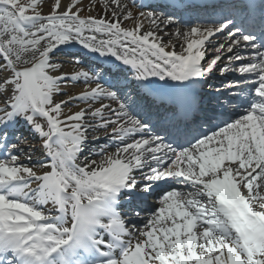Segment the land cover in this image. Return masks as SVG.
Here are the masks:
<instances>
[{"label":"snow or ice","instance_id":"6c2138e0","mask_svg":"<svg viewBox=\"0 0 264 264\" xmlns=\"http://www.w3.org/2000/svg\"><path fill=\"white\" fill-rule=\"evenodd\" d=\"M80 5L81 0H0V156L7 157L0 159V264H264V0L259 34L256 17L248 23L254 6L245 4L239 24L226 15L182 33L176 29L174 35L183 40L180 52L174 46L167 50L171 41L163 44L157 31L142 32L144 19L159 29L174 23L172 15L161 19L152 11L139 12L134 25L124 27L133 12L120 0H103L105 15L99 17L81 16ZM95 6L90 0L89 8ZM218 36L224 39L215 41L205 66L207 45ZM73 43L130 65L137 79L179 82L174 87L182 91L172 101L178 108L218 62L225 61L222 75L238 63L241 79L229 87L251 91L229 99L246 107L238 118L214 125L177 150L138 118L126 97L100 83L108 81L91 63L71 75L60 72L52 55ZM81 78L84 90L56 99L62 82ZM101 98L117 107L101 103L65 112L72 101ZM88 116L99 119L97 128H111L105 137L116 147L108 152L94 145L81 161L93 127ZM21 122L38 134L46 162L33 163L29 155L25 163L13 154L20 149L9 143L10 133ZM160 181L171 190H162L146 223L127 219L122 204L143 200Z\"/></svg>","mask_w":264,"mask_h":264},{"label":"bare ground","instance_id":"6f19581e","mask_svg":"<svg viewBox=\"0 0 264 264\" xmlns=\"http://www.w3.org/2000/svg\"><path fill=\"white\" fill-rule=\"evenodd\" d=\"M120 2H121V4H123V5H125L126 7H127V9H129V10H131L132 12H133V19H130V20H123L122 21V24H123V26L124 27H132L133 25H134V21H135V17H136V15L139 13V12H145V13H147V12H149V11H152V12H155L156 14L157 13H159V14H167V12H164V10L162 11V9H165V10H167V11H170L172 14H178V12H176V13H173V10L174 9H172V8H169V6H167L166 4V6L165 5H161L162 7H164V8H162V9H155V10H153L152 8H150V4L152 3V1L151 0H146V2H143V4L146 6V8H145V10H138L136 7H131V5H129L128 4V1H126V0H120ZM63 3L64 4H67L68 3V0H63ZM102 3H103V0H96V6L94 7V8H92V9H90L89 8V4H90V0H81V7H82V11L80 12L81 13V15L82 16H85V15H89V14H91V15H95V16H101V15H105V10L101 7V5H102ZM136 3L137 4H140L141 3V1L140 0H137L136 1ZM154 5H156L157 3L156 2H154L153 3ZM158 5V4H157ZM241 9H242V6L240 5V4H238V3H236V2H232L231 0H222V2L221 3H218L217 1H215V0H210L209 1V6L208 7H206V8H204V9H200V8H191L190 10H189V12L192 14L191 16L192 17H202L203 15H208L209 17L210 16H217V17H223V16H232V17H234L235 19H236V21H237V23L239 24L240 23V21L242 20V19H244V17H245V13L244 12H242L241 11ZM117 11H119V9H117ZM176 11V10H175ZM183 11H185V9L183 8ZM169 13V12H168ZM171 13H169V14H171ZM108 15H110V12L109 13H107ZM160 16V15H159ZM160 18H162V17H160ZM190 20V19H189ZM201 20H203L202 18L201 19H198V20H194L195 21V23L194 24H202V23H199V22H201ZM248 23L250 24V23H253V20H250L249 18H248ZM174 24V23H173ZM175 25V24H174ZM202 25H206V24H202ZM247 25V24H246ZM255 27H259V28H257L256 29V32L258 31V30H260V25H259V21H258V17H256V20H255ZM188 28V27H187ZM187 28H183V27H181V26H179V25H177V26H174L173 28H171V29H173V30H164V31H161L162 29H163V26L162 25H160L159 26V29H157V28H155V27H153L152 25H151V23L149 22V20L148 19H144L143 20V28H142V30H144V31H149V30H152V31H157V32H162V34L164 35V36H166L165 35V33H168V35H167V40L166 41H161L163 44H165V45H169V41H171V45L169 46V48L167 49V50H172V46H174V50L175 51H177V52H180L181 51V46H182V44H183V40L181 39V38H179V37H177L176 35H174V33H175V30L176 29H179L180 31H181V33L185 30V29H187ZM169 34H171V36L172 37H170L169 36ZM107 38V37H106ZM217 40V38L216 39H214V41H216ZM213 44H214V42H213ZM213 44H211V45H213ZM67 46H72L73 47V44H71V45H67ZM208 46V45H207ZM62 47H65V46H62ZM61 47V48H62ZM58 60H59V58H61L62 56H55ZM66 58L65 59H62L63 61H66L67 62V64L64 66L65 68L63 69V72H66V73H72V72H74L73 70H72V68L74 67V65L77 63L76 61H79V60H77V58H75L74 56H72V55H66L65 56ZM52 59H53V61H54V57L52 56ZM83 59L85 60V62H86V65L84 66V69H87L88 67H89V65H90V63H91V65L92 66H94L95 67V70H96V72H104L105 71V69H106V64H101V69H103V70H100V69H98L95 65H94V63L92 62V60H89V59H85V58H81L80 60L81 61H83ZM58 60H56V61H54V62H57V63H60ZM87 61H89V62H87ZM63 66V65H62ZM77 70H79V69H81V68H76ZM76 70V71H77ZM107 70H109V72H110V77L108 78V79H105L106 81H108V83L109 84H111V85H114V83H116L115 84V90L117 89L118 90V94L119 95H121L123 98L124 97H127V98H133V99H135V102L136 103H139V102H141V101H143V100H145L146 99V101L148 102V104H147V114H150V115H152V116H154V117H156V118H150V119H152V120H154V121H159V120H162L161 118H159L158 117V115H157V112H156V110H157V107H159V106H157V105H154V104H152V103H150L148 100H147V97H146V94L148 93L146 90H144V89H142L139 85H137V83H136V81H135V79H134V74L128 69V68H126V67H122V69L119 71L117 68H115V67H111V68H108ZM116 74V80L114 79V78H111V76H114ZM71 75V74H70ZM80 80H84L83 78H81ZM105 82V81H104ZM85 86H86V84L84 85V87L83 86H80V88L77 90V91H75V92H80V91H82V90H84V88H85ZM200 97H201V95H199ZM56 99L58 100V98L56 97ZM62 99H65V97H63ZM209 100H210V98H207L206 99V103L207 104H210V102H209ZM101 103H103V104H107V105H111L112 106V108H116L117 107V102L116 101H113V100H111V99H109V98H101V99H98V100H94V102H90L89 103V105H91L93 108L94 107H99L100 106V104ZM202 103H205V102H202ZM76 105V104H75ZM79 107V109L80 108H85L83 105H80V106H78ZM67 113V112H66ZM205 113H207V110L204 112V114ZM215 114V113H214ZM214 114H212L211 115V117H214ZM197 115V114H196ZM201 116V115H200ZM208 116V114H206L205 115V117H207ZM197 116H192V117H190V119H191V121H193L195 118H196ZM203 117V116H202ZM87 118H89V120L90 121H92V119H91V116H88ZM198 118V117H197ZM114 119H115V116H114ZM193 119V120H192ZM190 121V122H191ZM204 120L201 118V124L203 125V122ZM18 125V126H17ZM15 127H17V128H19V129H21V130H24L25 128H24V125H22V124H17ZM192 126H189V127H191V130L190 131H188V130H186L185 131V133H188V134H190L191 132L193 133L194 131H197V129H194L193 127H194V125H198L199 127H200V123L199 122H194V123H192L191 124ZM161 126H164V125H162L161 124ZM198 126H196V128H198ZM24 128V129H23ZM21 130H16V131H14V132H11L10 133V135L11 134H14V135H17V136H26L29 132L25 129L24 131H26V132H21ZM182 134L181 133H177V136L179 137V136H181ZM28 139L29 138H31V137H27ZM176 140H178V139H176ZM40 145H41V140H40V143H39ZM0 146H2V145H0ZM20 146V145H19ZM107 146H105V148H106ZM88 149H90L89 147H87ZM37 150L38 149H36L30 156L32 157V162L33 163H35L37 160H40L41 162H46L45 161V159L43 158L44 157V155H43V157L42 158H40L41 157V155L37 152ZM97 151H99V149H96ZM106 150L108 151V152H113V151H115V148H110L109 147V149H107L106 148ZM43 151H44V149H43ZM41 153V152H40ZM88 153H83L81 156H80V160L81 161H83V159H84V157L87 155ZM29 155H27V157H28ZM25 163H28V160H27V162H25ZM143 172L144 173H146L147 172V168H145V169H143ZM134 175L137 177V179H140V176H141V172L140 171H138V172H135L134 173ZM158 189H155V192L157 193L158 191H157Z\"/></svg>","mask_w":264,"mask_h":264},{"label":"rangeland","instance_id":"374dc122","mask_svg":"<svg viewBox=\"0 0 264 264\" xmlns=\"http://www.w3.org/2000/svg\"><path fill=\"white\" fill-rule=\"evenodd\" d=\"M128 1V4L131 5V7H136L138 10H141L143 9L142 7L140 6H137L136 4V1L135 0H126ZM50 2V0H49ZM49 11V7H48V3H45L43 5V12L44 13H47ZM142 11V10H141ZM81 15V13H80ZM82 16V15H81ZM163 26V29L161 31H164V30H173L171 28H173L174 26H177V25H174V24H171V25H168V26H165L163 25L162 23L160 24ZM159 25V26H160ZM144 30H142L143 32ZM157 34L159 36L162 37V41H166L168 38H167V35L164 36L162 34V32H157ZM227 33H224V36H226ZM170 37L171 34H169ZM224 36H218L220 39L219 40H223L224 39ZM102 38H105L106 37H102ZM217 38V37H216ZM73 46H78L80 49H77V51L73 50V49H69L68 48H72V46H65V47H62L59 51H55L54 54L52 55L54 57V61L58 60L55 56H62L61 58H59V62L61 65H63L60 69V72H63V69L65 68L64 66L67 64L66 61H63L62 59H65V55H63L64 53L65 54H71L72 52H74V54L80 56V55H83V54H86V52H88L86 49H84L81 45L77 44V43H73ZM218 46L216 44V42L214 41V44L211 45L209 44L207 46L208 48V55L206 56L205 58V62L208 61L213 53H214V48ZM79 50H81L79 52ZM89 50V49H88ZM89 55L91 54L90 52H88ZM247 54V53H245ZM241 55H244V52L241 51ZM78 60H79V63H76L74 65V67L72 68L73 71H76L77 69L76 68H83V63H81L80 61V58L78 57ZM99 67V66H98ZM221 67V66H220ZM220 67H217L215 69V71H218V69ZM100 68V67H99ZM69 75L71 73H68ZM90 83L92 86H94V83L95 82H88ZM101 83V82H100ZM85 81L84 80H79L78 82L76 81H69L67 83L65 82H62L60 87H61V90H62V93L61 94H57V98L58 100H61L63 97H67L69 95H76L78 92H75L77 91L80 86H83L85 85ZM102 84V83H101ZM90 102H94V100H87V101H72L66 108H65V112H68V109H71L72 111H76V110H79V107L80 105H83L85 108L89 106V103ZM76 104V105H75ZM227 110H231V108H228ZM107 115V114H106ZM109 119H114V115L111 116V117H108ZM92 121L89 120V118H87V122L90 123L93 127L88 129V143L85 147V153H88V148L89 147L90 149L93 148L94 145H100V146H107L106 148L109 149L110 148H115L116 145H115V142L111 139H108L105 137V133L106 132H109L111 131V128H108V129H103V128H97V125L99 123V119L97 118L96 120H93V118L91 117ZM20 124L24 125V128L29 132L26 136H13V138H11L9 140V143H18L20 146H19V151L18 152H14L13 154H16V155H19L23 160L24 162H27V155H31L36 149L37 152L41 155L40 158L43 157L44 155V151H43V148L42 146L39 144L40 143V138L38 136L37 133L33 132L29 126H27L26 124H24L23 122H21ZM115 125H112V127H114ZM26 132V131H25ZM27 137H31V138H27ZM95 137H100V139L96 140L94 139ZM201 137V136H200ZM18 138V139H17ZM133 138H139V136H135ZM195 140H192L186 144H184L183 146L181 147H188L190 143H194ZM2 147V146H0ZM180 148V147H179ZM179 148L177 150H179ZM41 152V153H40ZM88 155V154H87ZM86 155V156H87ZM7 157L6 156H0V159H6ZM44 158V157H43ZM92 159H96V160H99L100 159V156L99 155H94L91 157ZM172 187H176L177 189L179 190H183L184 192H191L193 191L192 187L190 185H184V184H179V183H173ZM171 190V188H170ZM159 205H156L155 207H158ZM154 207V208H155ZM154 210V209H153ZM135 211L132 212V214L134 213ZM133 215H127V217H132ZM140 224H143V223H146V220L142 217L139 221Z\"/></svg>","mask_w":264,"mask_h":264}]
</instances>
